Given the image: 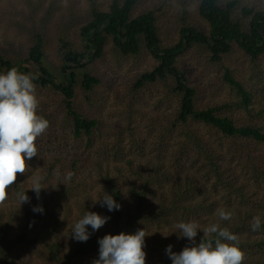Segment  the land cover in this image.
Masks as SVG:
<instances>
[{
	"label": "rangeland",
	"instance_id": "374dc122",
	"mask_svg": "<svg viewBox=\"0 0 264 264\" xmlns=\"http://www.w3.org/2000/svg\"><path fill=\"white\" fill-rule=\"evenodd\" d=\"M114 0H0V58L12 65L26 62L34 39H44V66L62 82V42L82 50L81 30L94 10L109 11ZM123 4L125 0H118ZM237 1L234 16L246 26L244 8L264 10V0ZM199 0H139L131 17L154 12L161 46L180 39V30L193 26L208 33L198 15ZM157 60L141 41L138 55H124L109 39L102 58L77 71L73 109L97 121L90 136H74L73 119L65 98L55 87L36 85L38 115L49 121L37 138V156L27 161L24 174L0 204V264L4 252L10 264H93L99 258L98 241L106 235L136 234L145 230L146 264H172L166 249L174 253L191 242L175 227L197 222L201 229L219 223L238 236L245 254L243 264H264V145L246 138L226 137L199 122L177 125L180 97L168 78L137 88L143 74L152 72ZM188 83L196 90L195 108H221V115L238 127H254L264 133V55L252 60L236 43L221 63L212 61L201 46L188 49L177 61ZM226 69L252 96L245 110L225 82ZM100 83L83 88L84 75ZM33 78L34 73H31ZM72 172L71 180L65 174ZM31 177L44 189L39 198ZM111 182H110V181ZM148 185L140 209L137 194ZM28 190V191H27ZM26 191L29 202L20 205L16 192ZM119 192L117 223L113 211L96 201L104 193ZM114 198V196H113ZM43 207V213L33 211ZM223 208L229 221L216 215ZM110 217L86 242L72 238L73 225L86 212ZM259 216L261 227L253 232L251 221ZM203 232H198L196 244Z\"/></svg>",
	"mask_w": 264,
	"mask_h": 264
},
{
	"label": "trees",
	"instance_id": "16d2710c",
	"mask_svg": "<svg viewBox=\"0 0 264 264\" xmlns=\"http://www.w3.org/2000/svg\"><path fill=\"white\" fill-rule=\"evenodd\" d=\"M138 2L139 0H125L120 4L118 0H114L109 11L94 10L92 20L81 30V36L86 43L84 49L74 50L69 43L62 42L64 65L62 82L59 85L57 79L44 66V39L40 34L35 36L34 45L29 49L28 58L23 64L12 65L0 58V73H6L12 67H16L21 73L30 76L34 73L33 82L36 85L58 88L64 95L67 113L73 119L75 138L83 135L88 137L96 128L97 121L84 118L73 109L75 86L78 82L77 71L86 70L89 62L102 58L109 39H112L116 49L124 55H138L141 41H144L147 50L157 60L158 65L152 72L141 75L136 86L140 88L148 83L173 79V90L180 97L177 125L187 126L199 122L218 130L226 137L238 136L264 145V133L260 129L238 127L232 119L221 115V108L209 107L197 110L196 90L190 86L187 76L176 65L179 57L194 46L205 48L215 63H221L224 56L232 52L234 43L252 60L263 56L264 10L244 8L242 15L248 20L245 26L234 16L237 1L222 5L221 0H199L198 15L208 25V33H203L193 26H185L180 30V39L175 45L163 47L154 12L137 18L131 17ZM224 80L236 92L243 108L247 110L252 103L251 94L228 69L225 71ZM99 83L97 78L85 74L82 85L85 90L91 91ZM147 187L148 185H145L137 194L140 209L145 201ZM113 196L119 204V192L115 191ZM113 213L118 223L121 217L120 210ZM4 259L5 264H10L5 252Z\"/></svg>",
	"mask_w": 264,
	"mask_h": 264
},
{
	"label": "clouds",
	"instance_id": "9594fccd",
	"mask_svg": "<svg viewBox=\"0 0 264 264\" xmlns=\"http://www.w3.org/2000/svg\"><path fill=\"white\" fill-rule=\"evenodd\" d=\"M33 78L12 67L6 73H0V204L9 197V189L17 181L18 174H24L28 168L27 161L37 156V138L49 127V121L38 115V99ZM74 173L67 172L66 180H71ZM33 185L29 189L39 198L42 185L39 178L31 177ZM28 191V190H27ZM20 205L29 202L26 191L16 192ZM108 211H116L121 205L112 195L104 193L96 201ZM36 213H43L41 206L34 207ZM216 215L222 221H229L232 213L223 208L217 209ZM110 217L95 212H86L72 228V238L86 242L93 232L103 227ZM181 237L187 238L192 246H186L179 253L172 251L169 245L166 252L172 264H243L244 252L238 246V236L212 223L203 229L195 221L180 222L175 225ZM261 227L259 216L253 217L251 228L256 232ZM198 232H203L201 242L196 244ZM145 230L136 234L106 235L98 241L99 258L93 264H146Z\"/></svg>",
	"mask_w": 264,
	"mask_h": 264
}]
</instances>
